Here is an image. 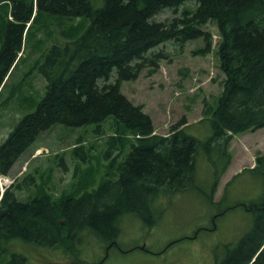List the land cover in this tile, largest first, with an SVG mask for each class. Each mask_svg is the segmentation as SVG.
<instances>
[{
	"label": "trees",
	"instance_id": "16d2710c",
	"mask_svg": "<svg viewBox=\"0 0 264 264\" xmlns=\"http://www.w3.org/2000/svg\"><path fill=\"white\" fill-rule=\"evenodd\" d=\"M4 3L9 8L0 36V97L24 37L40 15L83 17L87 24L76 37L44 52L38 66L45 80L43 95L0 141V175L8 176L38 134L56 123L95 124L98 129L112 117L133 141L116 163L114 176L78 196L54 200L40 193L22 200L15 192L22 189L20 184L5 186L0 197L2 264L27 263V255L16 248L20 242L60 248L86 231L113 239L120 215L137 207L152 214L156 198L188 188L202 152L212 167L213 203L219 178L231 161V134L264 126V0H0ZM164 9L174 15L156 20L153 16ZM210 21L219 35L224 78L216 100H203L207 132L199 137L173 125L167 134L156 133L151 117L119 91L118 82L155 66L162 56L152 51L158 43L206 37L202 26ZM109 139L114 143L113 136ZM214 148L217 155H212ZM74 151L84 159L81 147ZM248 170L260 172L264 181V153L256 155ZM247 207L251 227L236 244H225L214 264H264V194Z\"/></svg>",
	"mask_w": 264,
	"mask_h": 264
},
{
	"label": "rangeland",
	"instance_id": "374dc122",
	"mask_svg": "<svg viewBox=\"0 0 264 264\" xmlns=\"http://www.w3.org/2000/svg\"><path fill=\"white\" fill-rule=\"evenodd\" d=\"M185 5L192 6V2ZM8 8V3L0 5V36ZM173 15L172 9H164L153 17L163 20ZM86 24L83 17L42 14L30 25L19 61L10 69L0 97V141L43 95L45 80L38 66L44 52L52 44L76 37ZM202 28L206 37L158 43L152 51L162 56L155 66L144 67L133 80L118 82L119 91L151 117L156 133L167 134L173 125L199 137L207 132L203 100H216L224 74L219 69L217 28L212 21ZM96 126L56 123L40 132L8 176H0V184H20L22 189L15 192L22 200L40 193L57 200L95 189L102 178L114 176L116 163L133 141L112 117ZM75 146L81 147L84 159L74 151ZM228 151L231 161L219 178L213 203L212 167L201 151L192 184L156 198L152 214L137 207L120 215L116 220L119 233L112 241L86 231L72 242L64 241L60 248L27 242L16 248L27 255L26 264H214L225 244H236L249 230L252 217L247 205L264 194L260 172L248 170L256 155L264 153V126L232 133Z\"/></svg>",
	"mask_w": 264,
	"mask_h": 264
},
{
	"label": "bare ground",
	"instance_id": "6f19581e",
	"mask_svg": "<svg viewBox=\"0 0 264 264\" xmlns=\"http://www.w3.org/2000/svg\"><path fill=\"white\" fill-rule=\"evenodd\" d=\"M157 13V12H156ZM152 18V17H151ZM178 18V17H177ZM30 21V20H29ZM27 28V27H26ZM25 35V34H24ZM0 187H1V190H0V197H1V195H2V192H3V190H4V188L5 187H3L1 184H0ZM264 245V244H263ZM254 258V257H253Z\"/></svg>",
	"mask_w": 264,
	"mask_h": 264
},
{
	"label": "water",
	"instance_id": "95a60500",
	"mask_svg": "<svg viewBox=\"0 0 264 264\" xmlns=\"http://www.w3.org/2000/svg\"><path fill=\"white\" fill-rule=\"evenodd\" d=\"M254 258H252V260H253Z\"/></svg>",
	"mask_w": 264,
	"mask_h": 264
}]
</instances>
